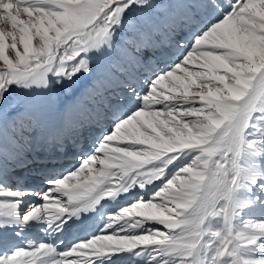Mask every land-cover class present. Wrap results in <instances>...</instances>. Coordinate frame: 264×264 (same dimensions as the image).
Instances as JSON below:
<instances>
[{
	"label": "snow or ice",
	"instance_id": "6c2138e0",
	"mask_svg": "<svg viewBox=\"0 0 264 264\" xmlns=\"http://www.w3.org/2000/svg\"><path fill=\"white\" fill-rule=\"evenodd\" d=\"M184 2L199 11L186 34L165 29L169 51L153 67L161 25L135 19L152 0H0V229L51 237L7 248L0 264H264V0ZM118 42L135 71L104 126L74 165L42 174V189L13 190L5 113L19 108L21 133L38 126L34 98L71 93ZM62 111L63 129L73 121ZM26 196L41 202L21 212ZM74 229L86 235L65 247Z\"/></svg>",
	"mask_w": 264,
	"mask_h": 264
},
{
	"label": "bare ground",
	"instance_id": "6f19581e",
	"mask_svg": "<svg viewBox=\"0 0 264 264\" xmlns=\"http://www.w3.org/2000/svg\"><path fill=\"white\" fill-rule=\"evenodd\" d=\"M190 17V15H187L186 18V23L189 25L193 23ZM135 19L145 29H154L150 20L143 15L135 13ZM174 20L176 21V25L171 28H175L176 32L183 30V34H186L188 30L184 29V27L187 25H178L176 17H174ZM170 35H173L170 31L164 32L161 35L154 31V39L156 40L158 50L156 53H152L153 60L151 63L153 67H156V59L157 61L164 59L161 53L169 51L168 40ZM113 53L114 55L102 59L100 62L103 76L91 77L88 82H86L88 79L84 81V84L79 89L76 88L72 91L71 97H68L69 99H65L63 95L54 97L53 90L44 96H36L34 98L36 102L34 113L40 121L38 126L34 122L33 127L36 128L35 131H33V127H28L25 124L26 131L21 133L19 127L14 128L12 125V120L15 118L14 113H5V128L3 130V140L6 145L5 156L7 157L5 168L7 184L13 190H15L18 183L24 188L41 189V186H44L42 174L46 170L63 172L64 169L74 165L76 161L72 159L71 155L81 151L82 145L90 144L97 130L104 126V124L100 125V120H104L107 115L106 110L109 107L110 100L114 96L116 84L120 81L122 75L135 71L132 66L126 63L122 54L123 52L115 50ZM144 55L147 56L149 53H144ZM157 65L159 64L157 63ZM119 71H122V73L118 74ZM63 108H70V116L73 123L71 126L62 129L61 122L64 119ZM69 133L76 135L68 137ZM14 137H19V142ZM16 150H19L28 161L26 167H20L16 161L14 155ZM29 158L31 159L29 160ZM14 165H16L15 168L10 171V167ZM22 175L25 177L19 179ZM31 177L39 179L38 184H36L37 186H30L32 183ZM33 201L37 203L41 202L35 196H26L23 203L25 207H21L20 210H26L28 204ZM100 218V214L97 213L95 217H86L85 223L94 224ZM17 231L18 229L14 227L0 229V238L8 241L7 244L0 246V252L16 245L26 246L32 245L34 242L38 245L39 242L51 240V237L47 236L35 225L26 229L19 237L15 235ZM82 233L74 229L68 234H71L74 239ZM127 261L128 257L125 255L121 259V264H127Z\"/></svg>",
	"mask_w": 264,
	"mask_h": 264
},
{
	"label": "rangeland",
	"instance_id": "374dc122",
	"mask_svg": "<svg viewBox=\"0 0 264 264\" xmlns=\"http://www.w3.org/2000/svg\"><path fill=\"white\" fill-rule=\"evenodd\" d=\"M152 3L154 5L152 8L145 9L142 12H137V13L140 14V15H143L146 18H148L150 20L153 28H155V26L157 24L161 25L159 30L156 31L160 35L162 33H164V32L165 33L167 32V31H165V29H170L171 27L176 25V21L174 20V17L177 18L178 25L185 24L187 26H185L184 29L189 30L188 29L189 28V24L186 23L187 22L186 21L187 15H190L191 17H193L199 11L198 9L189 10V8L187 7V5L184 2V0H152ZM181 5L183 6V8H181L182 7ZM200 15L202 17L203 13L201 12ZM129 23H132V21L129 20ZM124 39H125V36L123 34H121V36L119 37V40L123 41ZM168 43H169V40H168ZM121 46H122V44L118 42L117 46H116L117 52H120V51L123 52V47H121ZM154 53H156V51ZM108 55H110V56H108ZM112 55H114L113 52L105 54L103 57L94 58V61H93L94 74H93L92 77L103 76V70H102V67L100 66V62H101L102 59L109 58ZM158 62L159 61H157V59H156V67L160 66V65H157ZM120 73H122V71L118 72V74H120ZM104 74L106 75V72ZM90 78L91 77H88V78L81 77L80 79H78L72 85V89H73L72 91H74L76 88L79 89L81 87V85L84 84V81H86L88 79L86 81V82H88ZM53 92H54V97H58L59 95H63V96H65L64 97L65 99H69L71 97V95H72V92L68 93V92H65V91H63V90H61L59 88H54ZM16 111H19V108L7 111L6 113H12L13 112L14 115H15ZM104 122L105 121L100 120V125H102ZM75 154H72L73 160L75 159L74 158ZM15 166L16 165L10 167L9 170L11 171L12 169L15 168ZM9 170H8V174H9ZM41 187L43 188L44 186H41ZM24 205L25 204H23L21 207L24 208L25 207ZM23 211L24 210H22L21 212H23Z\"/></svg>",
	"mask_w": 264,
	"mask_h": 264
}]
</instances>
